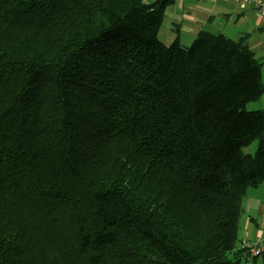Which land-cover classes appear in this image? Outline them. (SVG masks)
Returning <instances> with one entry per match:
<instances>
[{
	"label": "trees",
	"instance_id": "1",
	"mask_svg": "<svg viewBox=\"0 0 264 264\" xmlns=\"http://www.w3.org/2000/svg\"><path fill=\"white\" fill-rule=\"evenodd\" d=\"M174 2L0 0V264L251 257L263 60L249 35L165 44Z\"/></svg>",
	"mask_w": 264,
	"mask_h": 264
},
{
	"label": "crops",
	"instance_id": "2",
	"mask_svg": "<svg viewBox=\"0 0 264 264\" xmlns=\"http://www.w3.org/2000/svg\"><path fill=\"white\" fill-rule=\"evenodd\" d=\"M167 18L171 24L168 38L163 36V40L161 31L159 34L160 39L167 45L176 39L183 45H190L202 31L214 35L223 34L234 40L249 35L248 44L251 50L257 58L263 60L264 82V19L259 17L247 0H175L166 11L164 22ZM256 102L258 108L255 109L264 110V94ZM246 198H250L260 207L255 208L258 211L257 218L247 214L246 221L241 222V245L244 242L254 243L264 237V182L249 189ZM246 260L245 258L242 261Z\"/></svg>",
	"mask_w": 264,
	"mask_h": 264
},
{
	"label": "rangeland",
	"instance_id": "3",
	"mask_svg": "<svg viewBox=\"0 0 264 264\" xmlns=\"http://www.w3.org/2000/svg\"><path fill=\"white\" fill-rule=\"evenodd\" d=\"M145 1L146 2H152V1H149V0H145ZM170 7L171 6H169L168 8H170ZM168 8H167V10H168ZM170 27H171V24H169V19L167 18L166 21L164 22V24L161 26V30H160L161 33H162L161 34L162 35L161 38L163 40H165L163 38V36L168 38V34L170 33L169 32V28ZM167 42H169V41H167ZM257 103L258 102L249 103L247 105L246 109L247 110H257V109H255V108H258V107H256ZM257 149H258V142L254 141L251 145H249L248 147L244 148V153L254 155L256 153ZM253 188H256V187H253ZM249 189H251V188H249ZM248 190H247V192H248ZM246 195H247V193H246ZM256 207L259 208L260 206H256L254 201L252 202L250 198H246L245 197V199L243 201V204H242V214H241V217H240V223L242 221H246L247 214L248 215L252 214L254 217H256L257 214H258V211L255 209ZM258 216H260V213H259ZM263 262H264V256H259L257 258L249 257L246 261H242V264H263Z\"/></svg>",
	"mask_w": 264,
	"mask_h": 264
},
{
	"label": "built area",
	"instance_id": "4",
	"mask_svg": "<svg viewBox=\"0 0 264 264\" xmlns=\"http://www.w3.org/2000/svg\"><path fill=\"white\" fill-rule=\"evenodd\" d=\"M257 11L259 17L264 19V0H247ZM242 247L247 250L251 257L264 256V237L254 243L244 242Z\"/></svg>",
	"mask_w": 264,
	"mask_h": 264
}]
</instances>
